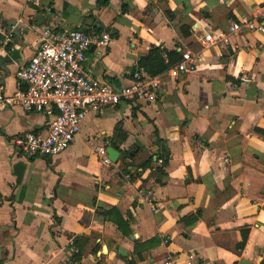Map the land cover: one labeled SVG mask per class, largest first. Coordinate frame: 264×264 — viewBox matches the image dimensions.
<instances>
[{
	"label": "crops",
	"instance_id": "crops-1",
	"mask_svg": "<svg viewBox=\"0 0 264 264\" xmlns=\"http://www.w3.org/2000/svg\"><path fill=\"white\" fill-rule=\"evenodd\" d=\"M0 21L18 24L0 92L62 29L111 33L85 68L114 86L153 48L198 57L194 72L166 76L176 62L160 73L151 104L91 108L53 157L18 144L48 131L44 113L0 112V264H185L189 252L193 264H264V34L243 25L264 23V0H0ZM110 146L115 162L97 151Z\"/></svg>",
	"mask_w": 264,
	"mask_h": 264
},
{
	"label": "built area",
	"instance_id": "built-area-1",
	"mask_svg": "<svg viewBox=\"0 0 264 264\" xmlns=\"http://www.w3.org/2000/svg\"><path fill=\"white\" fill-rule=\"evenodd\" d=\"M17 23L0 21V56L13 50L16 44ZM247 29L264 34L263 22H245ZM241 28L238 22L230 33ZM230 33L220 34L224 44ZM113 36L109 31L87 33L74 28L62 29L43 39L33 56L16 72L17 87L13 93L0 92V112L15 107L44 113L49 118L46 133L31 131L18 140L21 152L28 157H53L66 151L74 142L80 125L91 108L118 106L122 102L151 104L163 90L164 77L177 78L197 69L196 55L182 52V59L164 74L150 76L144 67L137 66L128 84L114 86L97 78L85 68L86 53L92 47H109ZM243 81H248L246 77ZM107 161L106 149L97 148ZM145 197L151 200L148 192ZM157 208L151 206V210ZM196 255L189 252L185 264H193ZM180 257L168 255L162 264H178Z\"/></svg>",
	"mask_w": 264,
	"mask_h": 264
},
{
	"label": "trees",
	"instance_id": "trees-1",
	"mask_svg": "<svg viewBox=\"0 0 264 264\" xmlns=\"http://www.w3.org/2000/svg\"><path fill=\"white\" fill-rule=\"evenodd\" d=\"M169 16L172 15L171 12H168ZM184 33V27L181 28ZM178 59H174L172 57V52H169L165 49L161 48H153L151 49L149 55L145 58H142L140 61V66L144 67L147 73L150 76L158 75L164 71H166L171 65L178 62ZM113 214H118L117 210L111 211ZM119 227L126 233H129V229L125 228L123 224L118 223ZM80 239V238H79ZM81 240V239H80ZM85 243L83 241H79L76 245L79 247L80 255L83 251V246ZM129 264H135L134 261H129Z\"/></svg>",
	"mask_w": 264,
	"mask_h": 264
},
{
	"label": "water",
	"instance_id": "water-1",
	"mask_svg": "<svg viewBox=\"0 0 264 264\" xmlns=\"http://www.w3.org/2000/svg\"><path fill=\"white\" fill-rule=\"evenodd\" d=\"M106 153H107L109 160L113 162H115L120 156V152L116 148L111 147V146L107 148Z\"/></svg>",
	"mask_w": 264,
	"mask_h": 264
},
{
	"label": "rangeland",
	"instance_id": "rangeland-1",
	"mask_svg": "<svg viewBox=\"0 0 264 264\" xmlns=\"http://www.w3.org/2000/svg\"><path fill=\"white\" fill-rule=\"evenodd\" d=\"M179 264V263H178Z\"/></svg>",
	"mask_w": 264,
	"mask_h": 264
}]
</instances>
